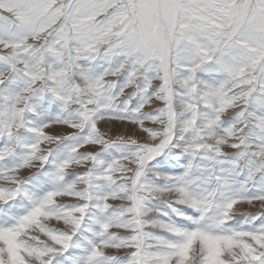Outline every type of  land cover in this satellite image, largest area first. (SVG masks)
<instances>
[{
	"label": "snow or ice",
	"instance_id": "snow-or-ice-1",
	"mask_svg": "<svg viewBox=\"0 0 264 264\" xmlns=\"http://www.w3.org/2000/svg\"><path fill=\"white\" fill-rule=\"evenodd\" d=\"M0 264H264V0H0Z\"/></svg>",
	"mask_w": 264,
	"mask_h": 264
}]
</instances>
